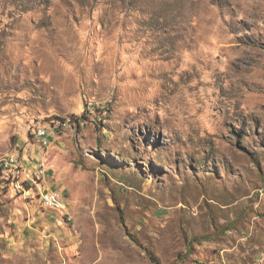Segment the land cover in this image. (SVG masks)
I'll return each mask as SVG.
<instances>
[{"label": "rangeland", "instance_id": "rangeland-1", "mask_svg": "<svg viewBox=\"0 0 264 264\" xmlns=\"http://www.w3.org/2000/svg\"><path fill=\"white\" fill-rule=\"evenodd\" d=\"M0 264H264V0H0Z\"/></svg>", "mask_w": 264, "mask_h": 264}, {"label": "bare ground", "instance_id": "bare-ground-1", "mask_svg": "<svg viewBox=\"0 0 264 264\" xmlns=\"http://www.w3.org/2000/svg\"><path fill=\"white\" fill-rule=\"evenodd\" d=\"M40 135L43 138L47 137L46 131L45 132L41 131ZM46 144H48V140H46ZM14 161L15 160L13 159L12 162H14ZM42 172H44V170H42ZM42 172H40V173H42ZM42 198H43V204H44L45 207H49L51 209H56V210H63L65 208V199H64L62 193L59 192V191L56 192V197L52 196L48 192H45V193H43V197Z\"/></svg>", "mask_w": 264, "mask_h": 264}, {"label": "built area", "instance_id": "built-area-1", "mask_svg": "<svg viewBox=\"0 0 264 264\" xmlns=\"http://www.w3.org/2000/svg\"><path fill=\"white\" fill-rule=\"evenodd\" d=\"M43 175V173H42ZM56 192L55 190H48V193L51 194L52 196L56 197Z\"/></svg>", "mask_w": 264, "mask_h": 264}, {"label": "trees", "instance_id": "trees-1", "mask_svg": "<svg viewBox=\"0 0 264 264\" xmlns=\"http://www.w3.org/2000/svg\"><path fill=\"white\" fill-rule=\"evenodd\" d=\"M13 182V181H12Z\"/></svg>", "mask_w": 264, "mask_h": 264}]
</instances>
